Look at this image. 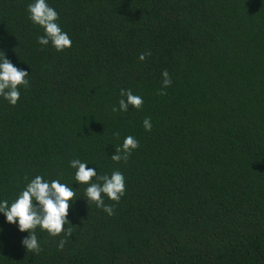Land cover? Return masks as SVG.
Segmentation results:
<instances>
[{"label": "trees", "instance_id": "1", "mask_svg": "<svg viewBox=\"0 0 264 264\" xmlns=\"http://www.w3.org/2000/svg\"><path fill=\"white\" fill-rule=\"evenodd\" d=\"M29 2L0 0V51L29 74L15 106L0 97V199L35 175L71 186L72 159L121 171L125 194L109 216L73 184L71 235L37 228L38 253L0 214V264H264V0H48L61 52ZM121 89L143 105L114 112Z\"/></svg>", "mask_w": 264, "mask_h": 264}, {"label": "clouds", "instance_id": "2", "mask_svg": "<svg viewBox=\"0 0 264 264\" xmlns=\"http://www.w3.org/2000/svg\"><path fill=\"white\" fill-rule=\"evenodd\" d=\"M28 18L36 26L43 30L42 35L37 36V42L41 46L51 44L56 51L61 52L72 45V40L59 24V13L50 6L48 0H31L27 6ZM150 54V53H149ZM145 53L139 56L140 61L145 60ZM163 88L171 84V78L167 70L161 73ZM28 72L15 66L0 51V97L10 105L15 106L20 99L21 86H29ZM163 94V91H161ZM121 99L119 108L113 107V111L127 112L129 106L139 109L144 101L140 95L133 94L131 89L120 90ZM126 97V99H125ZM145 131H151L152 124L149 118L143 120ZM116 135H119L116 133ZM139 147V141L131 135L125 136L123 143L117 146L111 155L114 162L127 161L133 150ZM87 161L72 159L69 166L75 169L74 181L76 185H86L84 197L86 202H93L98 209H102L109 216L113 215L114 206L105 204V197L119 202L125 194V177L119 171L110 174H99L96 167H89ZM73 184L69 186L59 179L47 180L42 175H35L28 180L25 186L17 194L16 198L9 202L0 199V214L9 224H15L21 233L27 232V236L21 240V245L28 251L40 252L41 246L37 239L36 229L46 231L50 236H59L64 233L71 235L68 227L69 209L73 206L76 192ZM64 239L60 240L59 248H63Z\"/></svg>", "mask_w": 264, "mask_h": 264}]
</instances>
